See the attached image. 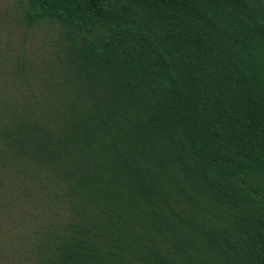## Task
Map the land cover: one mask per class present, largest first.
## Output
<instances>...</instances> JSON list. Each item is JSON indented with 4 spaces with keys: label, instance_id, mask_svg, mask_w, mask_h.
<instances>
[{
    "label": "trees",
    "instance_id": "trees-1",
    "mask_svg": "<svg viewBox=\"0 0 264 264\" xmlns=\"http://www.w3.org/2000/svg\"><path fill=\"white\" fill-rule=\"evenodd\" d=\"M21 20L57 33L46 89L0 101V264H264V0Z\"/></svg>",
    "mask_w": 264,
    "mask_h": 264
},
{
    "label": "rangeland",
    "instance_id": "rangeland-1",
    "mask_svg": "<svg viewBox=\"0 0 264 264\" xmlns=\"http://www.w3.org/2000/svg\"><path fill=\"white\" fill-rule=\"evenodd\" d=\"M24 4L25 0H0V101L23 102L31 91L46 89L37 72L42 71L54 50L56 28L46 21L24 26L21 20ZM20 63L25 70H19Z\"/></svg>",
    "mask_w": 264,
    "mask_h": 264
}]
</instances>
